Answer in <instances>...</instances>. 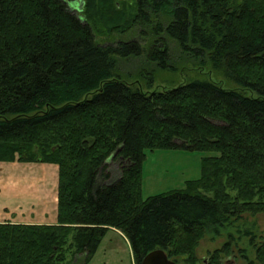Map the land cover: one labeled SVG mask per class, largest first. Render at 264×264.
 I'll use <instances>...</instances> for the list:
<instances>
[{"label": "trees", "instance_id": "trees-1", "mask_svg": "<svg viewBox=\"0 0 264 264\" xmlns=\"http://www.w3.org/2000/svg\"><path fill=\"white\" fill-rule=\"evenodd\" d=\"M115 2L0 0V163L57 167L56 223H0V264H86L109 229L135 264L156 249L199 264V242L222 234L206 264L239 238L245 264H264V237L238 225L264 213V0H131L124 15ZM100 26L117 38L98 41ZM174 47L202 78L118 73L132 58L176 73ZM159 149L219 156L185 189L142 200L145 152Z\"/></svg>", "mask_w": 264, "mask_h": 264}, {"label": "rangeland", "instance_id": "rangeland-1", "mask_svg": "<svg viewBox=\"0 0 264 264\" xmlns=\"http://www.w3.org/2000/svg\"><path fill=\"white\" fill-rule=\"evenodd\" d=\"M74 4L71 7L74 10H81L83 0H69ZM131 0H116L115 5L120 14L131 13ZM76 14V12H74ZM101 34L97 37L98 41L110 43L117 37L115 33H111L108 36L109 30L104 26H100ZM172 59L177 66V72L171 73L168 71H161L157 69L153 64L146 62L145 58L119 60L117 70L118 73L127 77L134 78L137 74L153 71L154 86H165V83H181L190 78H202L201 73L193 71L190 64H182L179 58V52L176 48H172ZM205 77V76H203ZM206 78H212L215 81H219L220 78L208 74ZM229 87H233L232 84H228ZM217 152H188L180 149L169 150L159 149L154 151H146L145 159L141 165V178H140V196L142 200H146L149 197L159 194L169 193L174 190L185 189V184L188 181L199 180L202 174V160L207 157H217ZM39 166L36 164H15V163H0V183H5L6 180L10 182V179H16L15 187L16 192L24 194L20 189H24L25 184H33L34 187H39L38 184L43 178L47 180L51 179L49 173L50 167ZM107 171L113 174V177H118L120 172L117 164L112 161H107ZM25 171V172H24ZM39 180V181H38ZM11 183V182H10ZM22 184V185H21ZM47 184V183H45ZM24 186V187H23ZM32 193L35 189H30ZM35 192V191H34ZM46 203V202H45ZM240 229L244 230L253 227V231L256 237H264V213L250 214L245 212L242 215L241 222L238 223ZM235 239L241 237L236 234V231H232ZM237 248L233 247L232 253L223 257L222 264L227 260H231L234 264H245V261L241 258L239 253L240 248L246 246V240L239 238ZM227 241L226 235L222 234L213 239L212 236L206 235L198 244L196 248V255L199 264H206L210 253L216 249H220ZM86 264H135L132 257L131 248L127 239L120 234L107 231L94 255ZM181 264V263H180Z\"/></svg>", "mask_w": 264, "mask_h": 264}, {"label": "crops", "instance_id": "crops-1", "mask_svg": "<svg viewBox=\"0 0 264 264\" xmlns=\"http://www.w3.org/2000/svg\"><path fill=\"white\" fill-rule=\"evenodd\" d=\"M13 163L20 164L16 162ZM35 164L46 166V164ZM47 167L51 168L49 171L51 179L47 180L43 178V180L38 183L41 189H38L39 187L37 186L34 187L33 184L28 185L23 183L25 188L20 189V191H23L24 194H21L15 190V187L18 186L16 185V179H10L11 183L8 182V180H6L5 183H0V223L10 222L25 225H52L56 223L57 167L49 164ZM13 185L15 187H13ZM28 188H34L35 192L33 191L31 193ZM108 231L122 235L119 231L114 229H109Z\"/></svg>", "mask_w": 264, "mask_h": 264}, {"label": "water", "instance_id": "water-1", "mask_svg": "<svg viewBox=\"0 0 264 264\" xmlns=\"http://www.w3.org/2000/svg\"><path fill=\"white\" fill-rule=\"evenodd\" d=\"M71 3L74 4L73 1H71ZM140 264H176V263L169 260L163 250L156 249L148 253L146 256H144ZM224 264H234V262L231 260H227Z\"/></svg>", "mask_w": 264, "mask_h": 264}]
</instances>
